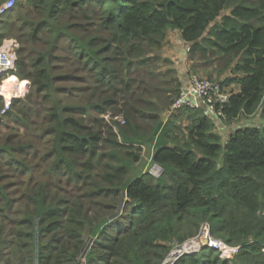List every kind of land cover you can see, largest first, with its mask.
Wrapping results in <instances>:
<instances>
[{
  "label": "trees",
  "instance_id": "obj_1",
  "mask_svg": "<svg viewBox=\"0 0 264 264\" xmlns=\"http://www.w3.org/2000/svg\"><path fill=\"white\" fill-rule=\"evenodd\" d=\"M14 1L0 264H78L91 240L85 264H161L204 223L237 252L175 264H264V0ZM169 32L192 71L238 87L221 127L202 108L166 117L191 73L157 55ZM145 148L158 177L138 171Z\"/></svg>",
  "mask_w": 264,
  "mask_h": 264
},
{
  "label": "built area",
  "instance_id": "obj_2",
  "mask_svg": "<svg viewBox=\"0 0 264 264\" xmlns=\"http://www.w3.org/2000/svg\"><path fill=\"white\" fill-rule=\"evenodd\" d=\"M14 0H4L0 3V20L2 16L13 8ZM18 44L15 40L4 39L0 44V83L4 77L15 71L16 68V48ZM231 94L225 84L217 80L200 78L189 74L186 83L181 87L178 96L174 99L170 111L167 115L177 112L183 108H202L205 115L213 118L221 127L224 115L223 106L228 102ZM2 95V94H0ZM17 98L18 96L15 95ZM19 98V97H18ZM10 106V101L5 99L1 114H5ZM151 173L159 176L162 172L160 166ZM91 240L84 253L78 257V264H85V255L91 246ZM203 248H211L219 251L220 256L230 258L237 251V247L226 245L221 240L212 237L209 224L204 223L197 235L185 240L182 243L174 242L172 248L161 264H175L182 257L199 252Z\"/></svg>",
  "mask_w": 264,
  "mask_h": 264
},
{
  "label": "rangeland",
  "instance_id": "obj_3",
  "mask_svg": "<svg viewBox=\"0 0 264 264\" xmlns=\"http://www.w3.org/2000/svg\"><path fill=\"white\" fill-rule=\"evenodd\" d=\"M2 1H4V0H0V2H2ZM227 12L228 11H224V13H227ZM189 50H190V45L188 43H182L180 41L179 34H175L173 32H169L167 34V37H166V40H165V43H164L163 47L161 48V50H159L157 52V55H159L162 58H166L167 60H169V62L171 63L172 70L177 72L178 76L181 77V74H180L181 72H186L187 74H189V70H191L190 69V65H192L193 62L191 60H188V58H187V51H189ZM202 62L203 61H201V64H202ZM195 63L197 64V65H195L197 67H196V69L194 71L191 70L190 74L196 75V76H198L200 78L208 79L207 76H206L207 72L208 71H212V69H214V68L212 66H210L207 69H205L204 67H202L201 64H199L198 61L195 62ZM166 68H169V67L166 66ZM166 68H162V70H166ZM212 80H215V79L213 78ZM4 82H5V80L2 83H4ZM20 85H21V82L19 81V86ZM19 86H18V88H19ZM226 87H227V90L229 92H230V90H231V92H232V90L233 91L234 90L235 91L238 90V87L236 85H234V84H231V85L226 86ZM0 97L3 99V102H5L4 96L0 95ZM3 105H4V103H3ZM0 115H2L1 114V110H0ZM167 116L168 115H166V117ZM177 124H179L180 126L183 127L184 125H186V120L184 118L181 119V120H178ZM220 132H222V131H220ZM222 133L224 135H226L225 132H222ZM153 152H154L153 148H150V149H148V148L146 149L145 148V149L142 150L141 159H140V161L137 164L138 171L142 170L143 171L142 173H146V172L147 173H151L152 171L157 169L156 166H158V165L152 162V154H153ZM153 176H155V175H153ZM155 177H158V176H155ZM235 252H237V251H235ZM220 255H221V253H220ZM233 255H231L230 257H232ZM220 257L221 258H226L225 256L224 257L220 256Z\"/></svg>",
  "mask_w": 264,
  "mask_h": 264
},
{
  "label": "bare ground",
  "instance_id": "obj_4",
  "mask_svg": "<svg viewBox=\"0 0 264 264\" xmlns=\"http://www.w3.org/2000/svg\"><path fill=\"white\" fill-rule=\"evenodd\" d=\"M9 75H12V73ZM12 76H14V75H12ZM4 80H5L4 83H0V94H2L4 96V98L10 102L14 98H16L15 95H17L18 97H21V87L23 85V82L20 81L21 85L19 86V81L15 78H10L8 75L6 76V78ZM18 86H19V88H18ZM150 174H152V173H150Z\"/></svg>",
  "mask_w": 264,
  "mask_h": 264
}]
</instances>
